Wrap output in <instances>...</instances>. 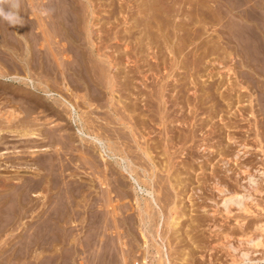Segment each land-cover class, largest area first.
I'll return each mask as SVG.
<instances>
[{"label": "rangeland", "instance_id": "374dc122", "mask_svg": "<svg viewBox=\"0 0 264 264\" xmlns=\"http://www.w3.org/2000/svg\"><path fill=\"white\" fill-rule=\"evenodd\" d=\"M64 99L86 133L126 135L157 207ZM235 193L247 212L223 210ZM263 226L264 0H0V264H163L161 242L171 264H264Z\"/></svg>", "mask_w": 264, "mask_h": 264}, {"label": "bare ground", "instance_id": "6f19581e", "mask_svg": "<svg viewBox=\"0 0 264 264\" xmlns=\"http://www.w3.org/2000/svg\"><path fill=\"white\" fill-rule=\"evenodd\" d=\"M189 8V7H188ZM187 11V10H186ZM176 15V14H175ZM124 17V16H123ZM166 21V20H165ZM161 22V21H160ZM163 22V21H162ZM181 23V22H180ZM197 23V22H196ZM150 25H152V24H150ZM149 25V26H150ZM209 26V25H208ZM157 31V30H156ZM164 31V30H163ZM167 31V30H166ZM196 31V30H195ZM177 32V31H176ZM168 33V32H167ZM157 36V35H156ZM114 37V36H113ZM167 38V37H166ZM192 38V37H191ZM113 39V38H112ZM194 39V38H193ZM170 40V39H169ZM178 40V39H177ZM195 40V39H194ZM120 41V40H119ZM162 41V40H161ZM196 45V44H195ZM167 47V46H166ZM164 48V47H163ZM205 48H206V46H205ZM152 49V48H151ZM168 49V48H167ZM183 49V48H182ZM169 51V50H168ZM167 51V52H168ZM172 51V50H171ZM91 52V51H90ZM239 52V51H238ZM164 53V52H163ZM180 53H181V51H180ZM99 55V54H98ZM206 55V54H205ZM193 56V55H192ZM197 56V55H196ZM204 56V55H203ZM96 57V56H95ZM195 57V56H194ZM125 58V57H124ZM175 58V57H174ZM180 58V57H179ZM184 58V57H183ZM110 59V58H109ZM156 59V58H155ZM169 59V58H168ZM175 60V59H174ZM185 60H186V58H185ZM188 60V59H187ZM193 61V60H192ZM221 61V60H220ZM127 63V62H126ZM199 63V62H198ZM112 64V63H111ZM157 64V63H156ZM167 64V63H166ZM179 64V63H178ZM186 64V63H185ZM191 64V63H190ZM189 64V65H190ZM177 65V64H176ZM195 65V64H194ZM164 66V65H163ZM170 66V65H169ZM158 67V66H157ZM174 67V66H173ZM188 67V66H187ZM116 68V67H115ZM147 68V67H146ZM175 68V67H174ZM120 69V68H119ZM136 69H138V68H136ZM152 69V68H151ZM171 70V69H170ZM172 70H174V69H172ZM118 71V70H117ZM231 71V70H230ZM125 72V71H124ZM135 72V71H134ZM146 72V71H145ZM191 72V71H190ZM118 73V72H117ZM121 73L122 72H120V77L122 76L121 75ZM133 73V72H132ZM137 73V72H136ZM154 73V72H153ZM174 73V72H173ZM144 74V73H143ZM167 74H168V72H167ZM171 74V73H170ZM172 75V74H171ZM146 76V75H145ZM170 76V75H169ZM136 77V76H135ZM108 78V77H107ZM89 79H90V77H89ZM110 79V78H109ZM126 79V77H124V80ZM147 79V78H146ZM169 79H170V77H169ZM92 80V79H91ZM121 81V80H119V79H115L114 81H109V83H107L108 84V87H114V86H118V88H120V89H123L124 90V94L126 93V92H128V93H130L129 92V89H130V85H129V81L127 82V81ZM213 80V79H212ZM146 81H148V80H146ZM30 82H32V80L30 81ZM138 82V81H137ZM144 82V81H143ZM142 83V82H141ZM145 83V82H144ZM148 83V82H147ZM162 83V82H161ZM167 83V82H166ZM177 83V82H176ZM135 84V83H134ZM106 85V84H105ZM150 85V84H149ZM164 85V84H163ZM33 86V85H32ZM103 86V85H102ZM144 86V85H143ZM188 86V85H187ZM197 86V85H196ZM106 87V86H105ZM166 87V86H165ZM164 87V88H165ZM144 88H146V86L144 87ZM167 88H171V83L166 87V90H167ZM134 89V88H133ZM148 89V88H147ZM159 89V88H158ZM109 90V89H108ZM110 91H112V90H110ZM135 91H137V90H135ZM165 91V90H164ZM133 92V91H132ZM138 92V91H137ZM162 92H163V90H162ZM171 92V90L169 89L168 90V94H167V96H169V93ZM195 92V91H194ZM85 93H86V91H85ZM105 93V92H104ZM109 93V92H108ZM140 93V92H139ZM139 93H137V94H139ZM60 94V93H59ZM87 94V93H86ZM133 94V97H134V93H132ZM136 94V95H137ZM46 95H48L49 97H51V96H53V94L51 93V92H49L48 91V93H46ZM130 95H131V93H130ZM67 96V95H66ZM166 96V95H165ZM113 97V96H112ZM157 97V96H156ZM82 98V97H81ZM88 98V97H87ZM87 98L85 99L84 98V101H85V103L87 104V106H89V107H92V104H91V102L90 101H88L87 100ZM130 98V97H129ZM136 98V97H135ZM162 98V97H161ZM212 99V98H211ZM100 100V99H99ZM142 101V100H141ZM63 102H65L66 103V105H67V107H69V110H70V114H71V118H73L74 120H73V123L75 122V123H78V133L83 137H85L87 140L89 139V141H91V142H93L94 144H96V146L99 148V150L101 151V157H102V159L104 160V163H106V165H105V167H108V165H107V159H114V162L117 164V166L122 170V172L123 173H125V174H127V177H129L130 178V180L132 181V183L134 184L133 186V188L135 189V193H137L138 195H140L139 193H141L142 195L144 194L145 196H147L150 200H147L146 202H149L150 204H151V206H155V207H157L158 206V202H157V200H156V197H154V194H153V189L152 190H150L149 188H146V187H143L142 185H141V183H140V181H139V178L138 177H136V175H134V172L136 173V170L134 169H132L131 167H130V165H128V164H126V162H128V160H130L131 159V157H130V159H128V152L130 151V152H132L131 151V149L130 150H126L127 148H125L124 149V147H122V145H124V144H119L118 143V140L120 139L121 141H123L124 139H127V137H125L126 135H124V134H122V132H120V131H113V132H116V133H114V135H112V139L111 140H114L115 142H113L112 141V143H114V145H112V144H106L107 142H105V140H103L102 139V136H99V135H95V134H93V133H90L89 131V133L87 132H85V126H84V122H82V119L81 118H79L80 117V115H78L77 114V110H76V107H75V105H73V104H71V103H69V102H67L65 99H64V101ZM64 103V104H65ZM111 103V102H110ZM166 107H164V110H163V113L161 114V118L165 121V122H170V121H172L174 118H173V111H172V107L174 106L173 105V102L172 101H170V98H168V100H166ZM175 104V103H174ZM136 106V105H135ZM143 106V105H142ZM141 106V107H142ZM214 106V105H213ZM78 107V106H77ZM112 107V106H111ZM132 107V106H131ZM148 107V106H147ZM110 108V107H109ZM149 108V107H148ZM125 109H127V110H129L128 112H130L129 114L130 115H132V114H134V112H136L134 109H129V108H125ZM152 111V110H151ZM175 111V110H174ZM89 112V111H88ZM110 112V111H109ZM149 112V111H148ZM176 112V111H175ZM193 112V111H192ZM64 113V112H63ZM108 113V112H107ZM72 114H73V117H72ZM150 115V114H149ZM193 115V114H192ZM113 116V115H112ZM136 117V116H135ZM89 118V117H88ZM116 118H118V117H116ZM144 118V117H143ZM183 118V117H182ZM177 119V118H176ZM71 120V119H70ZM84 120V119H83ZM116 120V119H115ZM123 120V119H122ZM179 120H181V119H179ZM89 121V120H88ZM120 121H121V119H120ZM150 121H152V120H150ZM163 121V122H164ZM206 121V120H205ZM131 122V121H130ZM184 122H185V120H184ZM86 124H88L89 126L90 125H94V121L93 120H91L90 122H85ZM116 123H118V120H116ZM123 123V125H124V127H126V125H125V123L124 122H120V124H122ZM127 123V122H126ZM133 123V122H132ZM186 123H187V121H186ZM120 124H118V125H120ZM134 124V123H133ZM105 125V124H104ZM117 125V124H116ZM108 126V125H107ZM122 126V125H121ZM120 126V127H121ZM119 127V128H120ZM147 127V126H146ZM88 128V127H87ZM105 128V127H104ZM128 128V127H127ZM164 128H165V126H164ZM172 128V127H171ZM99 129V128H98ZM100 129L101 130H104V132H106L107 133V130L106 129H103L102 127H100ZM130 129V128H129ZM132 129V128H131ZM136 129V128H135ZM141 129V128H140ZM149 129V128H148ZM112 130V129H111ZM119 130V129H118ZM122 130H123V127H122ZM121 130V131H122ZM143 130V129H142ZM141 130V131H142ZM145 130V129H144ZM143 130V131H144ZM167 131H168V129H166ZM93 131V130H92ZM171 131V130H170ZM109 132V131H108ZM124 132V131H123ZM128 133H129V131H128ZM127 133V134H128ZM131 133V132H130ZM78 134V135H79ZM150 135V134H149ZM109 136V135H108ZM122 136H124V138L122 137ZM136 136V135H135ZM168 136H170V135H168ZM167 136V137H168ZM173 136V135H172ZM172 136H170L169 137V139L170 138H172V139H175V138H173ZM110 137H111V135H110ZM114 137V138H113ZM119 137V138H118ZM130 137H132V136H130ZM144 137V136H143ZM121 138H123V139H121ZM161 138V137H160ZM83 139V138H82ZM107 139H108V137H107ZM106 139V140H107ZM135 139V138H134ZM232 139V138H231ZM230 139V140H231ZM128 140H130V139H128ZM137 139H135V141H136ZM164 140V139H163ZM165 140H168V138L167 139H165ZM171 141V140H170ZM167 142V145H168V147L170 148V144L169 143H172V142ZM109 142H111V141H109ZM166 142H164V144L166 143ZM173 142H174V140H173ZM124 143H126V142H124ZM133 143V142H132ZM173 144V143H172ZM139 145V144H138ZM167 145H166V147H167ZM174 145V144H173ZM177 145V144H176ZM126 146V145H125ZM172 146V145H171ZM128 147V146H127ZM133 148V147H132ZM161 148H162V146H161ZM172 148V147H171ZM42 149V148H41ZM128 149H129V147H128ZM135 149V148H134ZM136 149H137V147H136ZM146 148H144V150H145ZM44 150V149H43ZM42 150V151H43ZM140 150V149H139ZM136 151V150H135ZM143 151V150H142ZM89 152V151H88ZM148 152V151H147ZM146 152V153H147ZM165 152V151H164ZM3 153H6V152H3ZM145 153V154H146ZM150 153V152H149ZM166 153V152H165ZM168 153V152H167ZM239 154H240V152L235 156V158H237V157H239ZM135 155V154H134ZM174 156V155H173ZM148 157V156H147ZM152 156L150 155V158H149V160L151 159L152 160V158H151ZM167 158V157H166ZM139 159V158H138ZM94 160V159H93ZM131 161V160H130ZM139 161H140V159H139ZM170 162V161H169ZM132 163V162H131ZM136 164H138V163H136ZM146 164V163H145ZM135 165V164H134ZM133 165V166H134ZM139 165V164H138ZM151 167V166H150ZM150 167H148V168H150ZM142 168V167H141ZM147 168V169H148ZM153 168V166L151 167V169ZM150 169V171H152V170H154V169H152L151 170ZM119 170V169H118ZM120 170V171H121ZM142 170V169H141ZM140 170V171H141ZM145 170V169H144ZM149 170V169H148ZM148 170H145L146 171V173H147V175L146 176H148ZM162 170V169H161ZM104 171H106V170H104ZM107 171H108V169H107ZM120 171H119V173H120ZM145 171H144V173H145ZM155 171V170H154ZM170 171V170H169ZM113 172V171H112ZM153 172V171H152ZM152 172H151V175H152ZM141 173V172H140ZM139 173V174H140ZM145 173V174H146ZM150 173V172H149ZM155 173V172H154ZM154 173H153V176H157V175H154ZM121 174V173H120ZM144 174V175H145ZM156 174H158L157 172H156ZM117 175V174H116ZM151 175H149V176H151ZM98 176V175H97ZM153 176H151L150 177V179L152 178V179H154L155 177H153ZM158 178H159V176H157ZM156 177V178H157ZM104 178V177H103ZM117 178V177H116ZM146 178H149V177H146ZM157 178V179H158ZM172 178H173V176H172ZM118 179V178H117ZM144 179H145V176H144ZM143 179V180H144ZM149 179V181L151 182V184H152V181L154 182V180H150ZM162 179V178H161ZM102 180V179H101ZM106 180V179H105ZM174 180H176V179H174ZM110 181V180H109ZM148 181V182H149ZM173 181V180H172ZM156 182V181H155ZM176 182H178V180H176L175 181V185H176ZM220 182V181H219ZM247 182H249V184H248V186L250 187V186H254V185H256V180L254 179V177H252V175L251 176H249V178H248V181ZM115 183V182H114ZM168 183V182H167ZM106 184V183H105ZM150 184V183H149ZM218 184V183H217ZM217 184H215V185H217ZM107 185H108V182H107ZM110 185H111V182H110ZM130 185V184H129ZM173 185V184H172ZM222 185H224V184H222ZM221 185V186H222ZM150 187H153L152 185H149ZM217 186H219V185H217ZM221 186H220V188H221ZM226 187V186H225ZM105 188V187H104ZM171 188V187H170ZM220 188H218V189H220ZM247 188V187H246ZM133 189V190H134ZM174 189V188H173ZM222 189V188H221ZM224 189H226V188H224V186H223V191H224ZM253 189H254V187H253ZM100 190V189H99ZM247 190V189H246ZM108 191V190H107ZM106 191V192H107ZM159 191V190H158ZM218 192H220L219 190H217ZM223 191H221V192H223ZM226 191V190H225ZM227 191H228V189H227ZM248 191V190H247ZM220 192V193H221ZM159 193V192H158ZM225 192H223L222 194L223 195H225L224 194ZM108 195V194H107ZM138 195H137V199H136V201L138 202V204L140 203L139 201H140V198L138 197ZM221 195V194H220ZM228 195V194H227ZM100 196V195H99ZM247 196H250V195H247ZM111 197V196H110ZM116 198V197H115ZM249 197H245V195H241V193H235V194H233V195H231L230 194V196H228V197H226V198H224L223 199V202L221 203V205L224 207L223 208V210H226V212L227 213H231L229 210H232V209H229L230 207H232V206H236V207H238V209H240V210H242V211H246V209H247V205H246V203H245V201L248 199ZM108 199V198H107ZM146 200V199H145ZM144 200V201H145ZM142 201V200H141ZM163 201V200H162ZM98 202V201H97ZM99 203V202H98ZM110 203V202H109ZM114 204V203H113ZM135 204V203H134ZM148 204V203H147ZM150 204H148V205H150ZM106 205V204H105ZM145 205H146V203H145ZM123 206V205H122ZM128 206V205H127ZM138 206V205H137ZM141 206V205H140ZM139 208H142V207H139ZM138 208V209H139ZM152 208V207H151ZM112 209H114V208H112ZM140 210V209H139ZM141 210H143V209H141ZM177 210V209H176ZM228 210V211H227ZM248 210V209H247ZM251 210V209H250ZM121 211V210H120ZM145 211V210H144ZM144 211H143V213H140L141 215H140V217L142 216V214L143 215H147V214H144ZM160 211V210H159ZM116 212V211H115ZM130 212V211H129ZM247 212V211H246ZM249 212V211H248ZM105 213V212H104ZM149 213V212H148ZM151 213V212H150ZM117 214V213H116ZM164 214V213H163ZM161 215V214H160ZM115 216V215H114ZM121 216V215H120ZM149 217H150V215H148ZM148 216H144L145 218L146 217H148ZM143 217V218H144ZM142 218V217H141ZM141 218H139L140 220H141ZM151 218V217H150ZM171 218V217H170ZM177 218V217H176ZM175 218V219H176ZM149 219V218H148ZM157 219V218H156ZM180 219L181 218H177L176 220H175V222H176V225L174 224V229H176L177 228V225H178V222L180 221ZM99 221V220H98ZM143 221V220H142ZM146 221H147V219H146ZM146 221H143V223L145 222L146 223ZM174 222V223H175ZM149 223V222H148ZM153 223V222H152ZM242 224V223H241ZM244 224V223H243ZM150 226V225H149ZM262 226V225H261ZM117 227V226H116ZM115 227V228H116ZM128 227V226H127ZM242 227V226H241ZM118 228V227H117ZM145 228V227H144ZM158 228H159V225H158ZM263 228H264V226H263ZM155 230H156V228H154ZM261 229V228H260ZM116 230V229H115ZM122 230V229H121ZM146 230V229H145ZM152 230V229H151ZM154 230V231H155ZM261 230H263V229H261ZM156 232H158V230L156 231ZM262 232V231H261ZM148 233V232H147ZM147 233L145 234V235H147ZM160 233V232H159ZM158 233V234H159ZM143 234V235H144ZM149 234H150V231H149ZM148 234V235H149ZM155 234V233H154ZM158 234H155V235H157L158 236ZM160 234H162V233H160ZM122 235V234H121ZM144 235V236H145ZM153 235V234H152ZM227 235V234H226ZM126 236V235H125ZM154 236V235H153ZM147 237V236H146ZM145 237V238H146ZM159 237V236H158ZM150 238H151V236H150ZM155 238V237H154ZM161 240L163 239V237H161V235H160V237H159ZM227 238V237H226ZM249 239H251V238H249ZM129 240V239H128ZM143 240H146V239H143ZM158 240V239H157ZM251 240H253V239H251ZM147 241H149L148 239H147ZM243 241V240H242ZM159 242H161V241H159ZM257 242H260V240H257ZM124 243V242H123ZM131 243V242H130ZM241 243V242H240ZM249 243V242H248ZM153 244H155V243H153ZM161 246H162V248H160V250L161 249H163L162 250V253H163V255H161V254H157V255H161V257L163 256L164 258H165V262L166 263H163V264H171V259H170V257H169V254L164 250V244H165V242H164V244L161 242ZM251 244H253V243H251ZM256 244V243H255ZM142 245V244H141ZM145 245H146V243H145ZM157 245H158V243H157ZM254 245V244H253ZM258 245H259V243H258ZM124 247V246H123ZM154 247V246H153ZM152 247V248H153ZM228 247H229V245H228ZM232 247V246H231ZM238 247V246H237ZM230 248V247H229ZM144 250V249H143ZM137 253V252H136ZM142 253V252H141ZM243 254V253H242ZM244 254H246V253H244ZM146 256V255H145ZM184 256V255H183ZM245 256V255H244ZM153 257V256H152ZM158 257V256H157ZM146 258V257H145ZM144 258V259H145ZM160 258V257H159ZM247 258V256H245V258L244 259H246ZM249 258V257H248ZM183 259H185V258H183ZM156 260V259H155ZM160 260V259H159ZM249 260H251V259H249ZM253 261H255V260H252V262ZM260 261V260H259ZM161 262V261H160ZM164 262V261H163ZM147 263V261H145L144 262V264H146ZM235 263V262H234ZM243 263V262H242ZM143 264V263H142ZM149 264V263H148ZM252 264V263H251Z\"/></svg>", "mask_w": 264, "mask_h": 264}, {"label": "clouds", "instance_id": "9594fccd", "mask_svg": "<svg viewBox=\"0 0 264 264\" xmlns=\"http://www.w3.org/2000/svg\"><path fill=\"white\" fill-rule=\"evenodd\" d=\"M10 23H15V21L9 20Z\"/></svg>", "mask_w": 264, "mask_h": 264}]
</instances>
